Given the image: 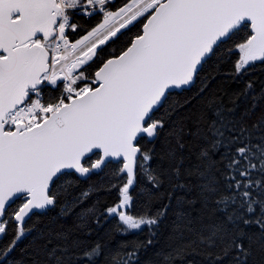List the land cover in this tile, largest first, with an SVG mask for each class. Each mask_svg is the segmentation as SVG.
<instances>
[{"label": "snow or ice", "instance_id": "snow-or-ice-1", "mask_svg": "<svg viewBox=\"0 0 264 264\" xmlns=\"http://www.w3.org/2000/svg\"><path fill=\"white\" fill-rule=\"evenodd\" d=\"M189 255L264 264V0H0V264Z\"/></svg>", "mask_w": 264, "mask_h": 264}, {"label": "trees", "instance_id": "trees-1", "mask_svg": "<svg viewBox=\"0 0 264 264\" xmlns=\"http://www.w3.org/2000/svg\"><path fill=\"white\" fill-rule=\"evenodd\" d=\"M139 210H140V205L137 204L136 207L133 209V211H139ZM187 260L199 261V260H202V257L194 256V255H189L186 258V260L184 261V264H187Z\"/></svg>", "mask_w": 264, "mask_h": 264}]
</instances>
